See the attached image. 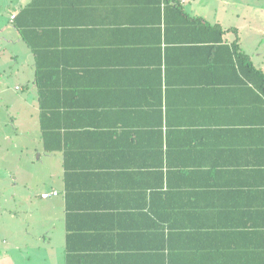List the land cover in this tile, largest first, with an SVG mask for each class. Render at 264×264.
Here are the masks:
<instances>
[{"label": "crops", "instance_id": "1", "mask_svg": "<svg viewBox=\"0 0 264 264\" xmlns=\"http://www.w3.org/2000/svg\"><path fill=\"white\" fill-rule=\"evenodd\" d=\"M243 5L0 0V264H264Z\"/></svg>", "mask_w": 264, "mask_h": 264}, {"label": "rangeland", "instance_id": "2", "mask_svg": "<svg viewBox=\"0 0 264 264\" xmlns=\"http://www.w3.org/2000/svg\"><path fill=\"white\" fill-rule=\"evenodd\" d=\"M247 6H248V10H247ZM241 10L244 12L243 13L244 18L242 20L245 21V24L249 22L251 26V30H248L246 34L264 38V0H244V5L242 6ZM257 37L256 38L249 37V41L250 42L256 41L255 39H257ZM260 41H261L260 39L256 41L255 46L259 48L260 52H264L262 50V46H264V42L262 44ZM0 201H1V188H0ZM0 206H1V202H0ZM1 225H2V219L0 217V250L1 247L3 246ZM15 255L17 256V253H15ZM1 257L2 254H0V263H1ZM24 264H34V261L29 260L27 261V263L24 262Z\"/></svg>", "mask_w": 264, "mask_h": 264}, {"label": "trees", "instance_id": "3", "mask_svg": "<svg viewBox=\"0 0 264 264\" xmlns=\"http://www.w3.org/2000/svg\"><path fill=\"white\" fill-rule=\"evenodd\" d=\"M200 19L203 21V24H205L207 27H211L210 23H208V21H206L204 18H200ZM212 28H215V26H212ZM234 31L237 33V29L234 28ZM218 33H219V40H222L223 35L225 33V30L221 26L218 27ZM232 45L234 47V52H235V54L239 60L240 65L243 64L244 66L250 68L251 70H254L256 73H260L264 77V71H262L261 69L258 70L255 67V65L253 64L250 56L247 55L243 50H241L240 45H239V37L238 36L234 40Z\"/></svg>", "mask_w": 264, "mask_h": 264}, {"label": "built area", "instance_id": "4", "mask_svg": "<svg viewBox=\"0 0 264 264\" xmlns=\"http://www.w3.org/2000/svg\"><path fill=\"white\" fill-rule=\"evenodd\" d=\"M58 193H59V192H58L57 190H54V191L51 192V193H44L43 196H44V197H49L50 195H58Z\"/></svg>", "mask_w": 264, "mask_h": 264}]
</instances>
